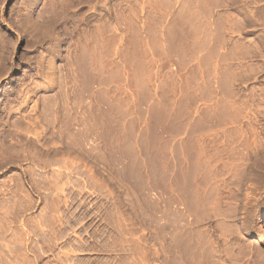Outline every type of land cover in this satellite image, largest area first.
<instances>
[{"label": "rangeland", "instance_id": "obj_1", "mask_svg": "<svg viewBox=\"0 0 264 264\" xmlns=\"http://www.w3.org/2000/svg\"><path fill=\"white\" fill-rule=\"evenodd\" d=\"M0 264H264V0H0Z\"/></svg>", "mask_w": 264, "mask_h": 264}]
</instances>
